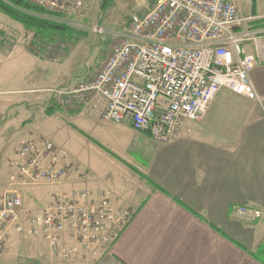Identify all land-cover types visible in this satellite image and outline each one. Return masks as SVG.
I'll return each mask as SVG.
<instances>
[{
  "label": "built area",
  "instance_id": "obj_1",
  "mask_svg": "<svg viewBox=\"0 0 264 264\" xmlns=\"http://www.w3.org/2000/svg\"><path fill=\"white\" fill-rule=\"evenodd\" d=\"M46 12L84 9L82 0H25ZM258 19L226 0H156L133 14L99 72L74 86L52 89L63 110H83L102 122L148 133L157 143L174 141L186 121L201 122L222 92L257 98L251 73L264 65V35L251 31ZM3 119L0 117V131ZM10 187L0 193V255L15 234L46 242L52 259L70 263L98 258L119 237L133 213L107 195H95L87 173L49 140L14 150ZM71 186L33 211L23 189ZM241 216L259 210L237 207Z\"/></svg>",
  "mask_w": 264,
  "mask_h": 264
},
{
  "label": "crops",
  "instance_id": "obj_2",
  "mask_svg": "<svg viewBox=\"0 0 264 264\" xmlns=\"http://www.w3.org/2000/svg\"><path fill=\"white\" fill-rule=\"evenodd\" d=\"M226 1L235 3L245 15L264 20V0ZM155 2L149 0L142 13ZM14 59L24 60L30 75L11 100L0 101V114L21 101L32 106L31 120L40 119L36 112L40 104L48 125L36 130L32 122L17 130L21 140L11 146L12 152L22 143L50 138L82 166L86 186L95 195H107L117 206L134 209L117 240L98 258L69 264H264L257 258L264 244V65L251 73L257 98H238L248 107L237 116L239 122L230 134L214 129L213 111V119L208 114L204 122L208 129L181 128L174 141L157 143L148 133L102 122L83 110L61 109L48 115L53 79L47 65L41 67L43 63L29 53L6 55L0 50V69ZM44 100L50 102L44 105ZM56 118L60 121H53ZM3 130L2 126L0 138L6 137ZM9 185L10 178L0 193ZM70 188L69 184L25 188V205L40 210L52 202L55 193ZM42 199L44 203L34 204ZM237 207L259 210L262 217L241 216ZM20 235L9 240V254L17 249L15 239ZM30 239L34 241L30 253L41 250L50 256L45 241Z\"/></svg>",
  "mask_w": 264,
  "mask_h": 264
},
{
  "label": "rangeland",
  "instance_id": "obj_3",
  "mask_svg": "<svg viewBox=\"0 0 264 264\" xmlns=\"http://www.w3.org/2000/svg\"><path fill=\"white\" fill-rule=\"evenodd\" d=\"M82 1L84 9L69 10L63 14L47 12L40 15L45 20L65 25L73 32V34L66 36L57 35L41 39L35 33L26 30L22 24L0 12V50L6 55L13 51H19L22 54L29 53L37 57L43 63L41 67L45 65L48 67L47 73L53 79L49 85L51 89L71 87L94 77L99 72L98 67L107 55L111 53L115 43L124 38L122 33L129 29L131 15L142 14V10L147 6L149 0H115L108 7H105L107 0ZM263 21L260 20L251 25V31L264 35ZM29 75L30 69L28 65H25L24 60L21 59H14L1 68L0 101L4 98L11 100L14 97L13 92L24 85L25 77ZM238 98L241 97L229 92H222L209 106L203 121H186L182 129H208L209 127L207 128V124H204V122L208 119V114H211L209 119H213L214 111L215 118L213 119L214 122L212 121L214 129L222 134H230L232 127H235L239 122L237 116L240 113H244L248 107L240 102ZM15 102L3 114H0L3 119L4 129L2 136H6L4 137L5 139L0 138L3 139V143L0 145V192L10 178V161L8 162V159L12 152L11 146L21 140V137H18L19 133L17 130L25 128L27 124L32 122V127L36 130H41V128L45 130V125H48L46 124L48 120L46 121V117L43 116L45 109L43 106L37 104L36 112L41 115L40 119L36 117L31 120L28 112L31 111L30 108L32 106L26 105L21 101ZM49 102L50 100L47 102L44 100V105ZM1 109L2 107L0 106V112ZM74 110L71 111L74 112ZM71 111L69 110L68 112ZM58 118L64 119V117ZM58 118L53 121H60ZM57 138L60 140L59 137ZM40 139L54 143L50 138ZM11 154L14 155V151ZM40 186L44 187L46 185L36 187ZM30 195L28 193L29 197ZM43 199L41 202H38V200L34 201V204L44 203ZM129 208L133 213L134 209ZM20 236L15 239V243L18 246L15 251L13 249L12 253L9 254L8 247L7 251L0 255V264H69L52 258V260H47V257L51 256L41 250L36 253H30L29 248L34 241L30 239L29 235L21 234Z\"/></svg>",
  "mask_w": 264,
  "mask_h": 264
},
{
  "label": "trees",
  "instance_id": "obj_4",
  "mask_svg": "<svg viewBox=\"0 0 264 264\" xmlns=\"http://www.w3.org/2000/svg\"><path fill=\"white\" fill-rule=\"evenodd\" d=\"M113 1L107 0L105 7H108ZM0 12L22 24L26 30L35 33L41 39L73 34L65 25L41 18L40 15L47 12L25 0H0ZM262 24H264V21ZM57 111H61V108L51 102L46 112L52 116ZM257 258L264 262V244L259 249Z\"/></svg>",
  "mask_w": 264,
  "mask_h": 264
}]
</instances>
